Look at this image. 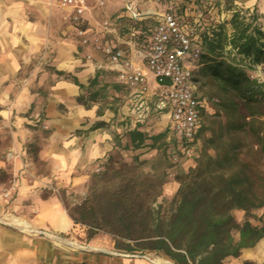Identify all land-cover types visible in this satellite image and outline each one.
I'll return each mask as SVG.
<instances>
[{
  "label": "crops",
  "instance_id": "0c3cea01",
  "mask_svg": "<svg viewBox=\"0 0 264 264\" xmlns=\"http://www.w3.org/2000/svg\"><path fill=\"white\" fill-rule=\"evenodd\" d=\"M234 3L264 26V0ZM76 31L59 0H0V195L8 194L0 197V264H142L108 255L96 238L84 242L65 203L85 192L91 172L116 149L110 129L92 128L114 114L100 116L99 104L77 101L96 66L78 56L83 44L70 35ZM85 52L97 55L93 44ZM130 96L140 101L132 89ZM147 150L142 157L157 148ZM193 166L181 164L178 179ZM178 186L166 183L162 198L171 200Z\"/></svg>",
  "mask_w": 264,
  "mask_h": 264
},
{
  "label": "trees",
  "instance_id": "16d2710c",
  "mask_svg": "<svg viewBox=\"0 0 264 264\" xmlns=\"http://www.w3.org/2000/svg\"><path fill=\"white\" fill-rule=\"evenodd\" d=\"M160 1L168 4L176 0ZM191 3L205 8L200 18H192L198 19L204 41L198 74L205 80L203 85L215 89L208 99L215 100L213 116L219 119L201 129V136L207 131L210 135L204 137L195 166L180 177L171 200L162 198V192H153L154 185L148 180L129 178L111 190L92 193L72 218L87 227L88 238L96 231L109 233L116 237V249L129 254L155 252L174 264H223L264 239V216L261 225H254L249 218L251 211L264 207V168H259L264 166V94L244 70L223 59L222 52L231 44L264 65V31L259 22L254 24L255 13L247 17L235 4L226 9L231 14L222 21V11L212 0L187 1L180 12ZM129 20L135 23L133 30L141 40L156 23L155 18ZM99 77L96 72L87 85L80 86L77 101L99 104L102 116L104 109L116 112L117 108L111 102L105 106L108 94ZM195 79L199 81L197 76ZM152 109L161 114L155 99ZM128 121L122 122L124 134L114 135L116 149L127 137L131 150L142 154L147 148H157L165 137L164 133L148 134L139 124L128 126ZM110 125L99 121L92 128L109 129ZM233 209L245 211L242 223L232 217ZM242 264L254 263L246 260Z\"/></svg>",
  "mask_w": 264,
  "mask_h": 264
},
{
  "label": "built area",
  "instance_id": "2783aa9c",
  "mask_svg": "<svg viewBox=\"0 0 264 264\" xmlns=\"http://www.w3.org/2000/svg\"><path fill=\"white\" fill-rule=\"evenodd\" d=\"M159 2L160 0H155ZM104 1L101 0L100 4ZM59 6L70 11L72 20L82 24L75 28L82 44H93L111 64L120 82L134 91L143 106L145 97L152 93L156 109L167 117L173 134L169 142L168 157L172 162L184 159L196 164L201 154V129L209 101L199 92L196 71L202 66L204 41L198 31V19L190 18L187 8L180 12V4L171 2L163 11H140L137 2L128 0L125 14L134 20L155 18L156 23L149 35L139 38L133 30L122 45L92 36L89 27L83 25L89 12L87 0H60ZM253 15L246 13L247 17ZM118 17H110L101 23L103 30L114 33ZM225 18H221L224 21ZM259 21L256 19L254 24ZM261 26V25H260ZM264 31V26H261ZM211 35V32H208ZM133 47L130 55L123 46ZM222 58L242 70L256 82L264 94V65L241 53L239 48L229 44L222 52ZM3 193L0 197H7Z\"/></svg>",
  "mask_w": 264,
  "mask_h": 264
},
{
  "label": "rangeland",
  "instance_id": "374dc122",
  "mask_svg": "<svg viewBox=\"0 0 264 264\" xmlns=\"http://www.w3.org/2000/svg\"><path fill=\"white\" fill-rule=\"evenodd\" d=\"M100 1L101 0H88L89 12L86 15L87 19L85 20V23H83V25L91 29L90 33L92 36H105L103 38L108 39L111 43H118L126 40L135 25V23L129 20V17L125 14L124 8L128 0H103V4H100ZM132 1L137 2L139 10L143 12H146L147 10H155L157 12H160L163 11L166 5V2L164 1ZM187 1L193 2L195 0H178V3L180 4V6H182L183 4H186ZM212 2L217 8L220 9V11L224 12H226V9L231 5L235 4L234 0H213ZM222 4L223 6L221 8ZM186 8L188 10L190 18H200V14L204 13L203 11L205 10L204 7L202 8V6H198L192 3ZM63 12L64 19L65 21H67V24L73 27H76L77 25H79V27L82 26V24H76L72 20V16L69 10L63 9ZM111 16L119 17L114 25L116 28L115 33L101 31V23ZM70 35L80 41L82 39L78 36L77 33H72ZM89 44H83L82 47H80L79 50L81 53L78 54V56L81 57L82 62L84 61L95 64L96 68L93 75H95L96 72H99L100 84L106 85L108 96L105 101V106H107V104L111 102L117 108L116 112H113L112 109H107L109 110V112L114 114L109 128L112 136V142H114L115 134L119 136H122V134H124L126 125L123 126L122 122H126V120L128 119V126L133 127L136 124H139L141 125V128H143V130H145L148 134L157 135L159 133H164L165 137L158 141L156 145L157 151H154L153 155L145 158L142 157L139 151H132L130 149V144H128L127 147L122 145L120 149H114V151L109 154V156H111V160L107 161V158L102 168L98 169L97 171L95 168L91 172L90 180L88 181L85 192L82 195H69V197L65 196L66 206L72 216H77V207L82 204L83 201L92 193H95L97 191L111 190L115 188V186H118L121 182L126 181L129 178L148 180L152 185H154L153 192H162L163 194L164 185L166 183L180 179H178V175L181 173L180 166L181 164L186 163L184 159H181L179 162H172L168 157L169 142H173L174 138L169 128L167 117L163 114L157 115L152 109V93H149L145 97V103L143 104V106H140L139 102H137L136 99H133L130 96L131 89L121 83L117 75L108 67L109 64L101 52L95 49L97 54L95 56H90L85 52L86 47ZM82 67L84 66H79L78 70ZM198 70L196 71V76L199 80V92L209 101V109L204 114V124L207 127H211L212 121H214V119L219 120L218 118H215L213 116L215 112V105L213 103L215 100L213 102H210V100L208 99L209 95L214 94L215 89H213L210 85H203L205 80L202 79V77L198 74ZM92 78H90L89 81ZM86 94L87 93H85V95ZM107 110L104 109V112ZM209 135L210 131H207L203 136H201V152L204 148V137ZM245 152L246 149H244V153ZM259 168L263 169L264 166L259 165ZM170 174H172V176H170ZM231 215L239 223H242L246 217L245 211L240 209H233L231 211ZM263 216L264 207L253 210L249 213V218L254 225H261ZM81 226L83 230V241L88 242L93 238H96L97 242L110 256H117L118 258H121L126 262L138 261L142 264H168L167 261H171L164 255L155 252H137L134 254H129L122 250H118L115 247V236L102 231H96V234L92 238H88L87 227L84 225ZM236 238H238V234H236ZM111 252H117L122 255L120 256ZM246 260L251 261L254 264H264V239L260 240L254 247L244 249L238 258L226 259L223 264H242Z\"/></svg>",
  "mask_w": 264,
  "mask_h": 264
},
{
  "label": "bare ground",
  "instance_id": "6f19581e",
  "mask_svg": "<svg viewBox=\"0 0 264 264\" xmlns=\"http://www.w3.org/2000/svg\"><path fill=\"white\" fill-rule=\"evenodd\" d=\"M9 218V217H8ZM15 218H9L8 220H10V221H13ZM52 238H54L55 240H57V241H64V240H62L61 238H58V237H54V236H52ZM67 242V244H69V245H73L74 243H72V242H70V241H66Z\"/></svg>",
  "mask_w": 264,
  "mask_h": 264
},
{
  "label": "water",
  "instance_id": "95a60500",
  "mask_svg": "<svg viewBox=\"0 0 264 264\" xmlns=\"http://www.w3.org/2000/svg\"><path fill=\"white\" fill-rule=\"evenodd\" d=\"M54 237H55V236H54ZM96 250H100V249H96ZM102 251H104V250H102ZM111 253L119 254V253H117V252H111ZM167 263H168V264H174L172 261H167Z\"/></svg>",
  "mask_w": 264,
  "mask_h": 264
}]
</instances>
